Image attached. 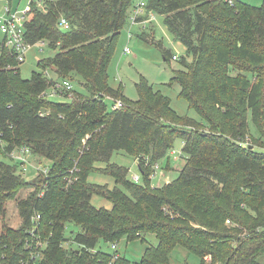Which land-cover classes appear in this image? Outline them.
<instances>
[{
    "label": "trees",
    "instance_id": "obj_1",
    "mask_svg": "<svg viewBox=\"0 0 264 264\" xmlns=\"http://www.w3.org/2000/svg\"><path fill=\"white\" fill-rule=\"evenodd\" d=\"M135 1L47 0L45 9L33 1L31 7L36 5L25 24L27 42L58 50L40 60L42 71L29 79L21 76L22 62L3 49V152L27 146L33 159L49 161L50 171L28 179L15 160L0 161V219L8 200L23 188L33 189L19 203L21 225H4L0 233V264H23L28 257L23 244L37 214L41 236L47 240L42 264H110L117 253L114 264H132L117 249L96 250L98 242L118 244L123 237L140 239L143 232L155 234L158 244L146 247L140 264H170L178 246L198 255L200 264H206L208 255L212 264H262L264 147L259 150L248 142V111L256 126L264 127V4L147 0V11L161 15L175 40L186 46L179 60L184 68L173 71L171 84L180 85L181 98L206 121L201 124L179 115L170 98L144 79L135 101L111 86L110 62ZM61 16L69 20L70 29L59 27ZM150 36L141 34L162 48V41ZM163 51L168 61L171 50ZM237 59H246L249 66ZM49 68L55 70L56 80L80 79L86 91L75 90L64 102L48 98L45 94L56 82L46 74ZM106 95L121 99L124 106L109 108ZM178 138L186 156L179 176L152 188V165ZM115 152L139 159L141 183L129 178V167L111 161ZM73 168L79 171L72 174ZM98 170L112 175L127 192L90 182L89 176ZM94 195L110 200L112 210L94 206ZM69 223L83 229L69 230L76 249L64 244L70 239Z\"/></svg>",
    "mask_w": 264,
    "mask_h": 264
},
{
    "label": "rangeland",
    "instance_id": "obj_2",
    "mask_svg": "<svg viewBox=\"0 0 264 264\" xmlns=\"http://www.w3.org/2000/svg\"><path fill=\"white\" fill-rule=\"evenodd\" d=\"M31 0H0V16L4 13L5 6L11 3L13 9L18 7L19 10L23 11L27 8ZM39 1V0H34ZM253 7H260L264 4V0H243ZM36 3L32 4V7ZM31 7V8H32ZM132 8L128 10V20L124 27L122 28V35L116 46V52L111 60L109 66V78L110 84L115 89L121 88L123 93L128 100L135 101L139 98V92L137 86L144 79L155 91L161 92L164 96L170 98L172 108L179 115H187L196 121L204 124L206 121L202 119L200 114H198L194 109L189 106L188 101L184 98H181V88L177 83L171 84L173 78V71L175 69H183L184 67L180 64V57L186 54V46L176 41L172 33L168 30L165 25L164 18L155 13V19L148 22L146 27L143 28L142 24H135L132 22L130 16L132 15ZM155 33L156 40L162 41V48L153 42H149L141 37V34L145 33L154 36ZM132 32V33H130ZM4 38L3 33L0 32V41ZM128 46L131 49L130 53L125 52V47ZM164 49L171 50L172 54L176 55L177 58L170 56L168 61L164 59ZM56 50V51H55ZM52 50L48 45L37 43L32 45V47L27 49L25 55V60L20 64L21 76L25 79L32 77L34 72L42 71L38 62L40 60L46 59L50 56H53L57 50ZM241 65L249 66V62L246 59H237ZM258 69V67L256 68ZM248 75L249 78H252L253 74L248 71H241ZM237 71L232 72L236 74ZM47 75L53 79H57V74L53 68H49ZM61 81V80H59ZM74 87L77 92H85V88L81 83L80 79L74 81ZM49 91V90H48ZM53 100L57 102H64L69 98L66 96L56 95L50 96ZM248 125H249V135L248 142L253 144L256 149L264 147V127H257L256 124L251 119V112L248 111ZM205 127V126H203ZM183 141L178 138L174 142V145L170 150H168L166 156L159 160L160 169L157 170L155 177L151 180V185L153 187H161L166 183L171 182V180L177 178L180 174L181 169L183 168L184 163L186 162V156L183 154ZM260 150V149H259ZM176 151L178 155L177 158L174 157L173 152ZM147 159V156L144 157V160ZM0 161L15 164L13 158L9 153H4L2 149V142L0 141ZM44 166L49 165V161L42 159L41 160ZM39 157H34L30 159V162H27V167L25 174L23 175L28 179L36 178L38 173L36 172L34 166L36 162H41ZM112 162H115L121 166L129 167V178L132 179L133 175H140V168L137 166L136 162L139 159H135L134 156L128 154L127 152H115L113 155ZM34 164V166H33ZM97 166L105 167L103 163H97ZM24 172V170H23ZM105 172V171H104ZM102 170H98L96 173H92L88 180L92 183H99L102 185H108L109 189L112 190L116 186L122 188L126 191V188L119 183L115 182V178L111 175L104 174ZM142 177V176H141ZM141 179V178H140ZM142 182V180H140ZM32 188H23L20 191L16 198L8 200L6 205L5 217L0 219V233L5 226H12L13 228H18L21 223V215L19 211V203L22 199H25L31 192ZM127 192V191H126ZM92 203L96 207H104L108 210H112L113 203L99 195H94L92 197ZM71 228H76L77 230H83L80 227L74 226L69 223L66 227V237L70 238L68 242H65L66 248L76 249L77 244L73 243L72 234L69 232ZM158 240L155 234L143 232L140 239L135 240H126L123 237L118 242L117 250L122 253L125 257L132 261V264H140L142 260L143 252L147 246H156ZM102 249L104 251L113 253L114 248L111 244L104 243L103 240H99L97 249ZM171 261L170 264H200L201 258L187 251L185 248L178 246L173 249L170 254ZM210 256H206V264H212ZM259 261L264 264V255L259 258Z\"/></svg>",
    "mask_w": 264,
    "mask_h": 264
},
{
    "label": "built area",
    "instance_id": "obj_3",
    "mask_svg": "<svg viewBox=\"0 0 264 264\" xmlns=\"http://www.w3.org/2000/svg\"><path fill=\"white\" fill-rule=\"evenodd\" d=\"M34 0H31L27 8L23 11L19 10L18 7L13 9L11 3L5 6L4 13L0 16V32L3 33L4 38L0 41V57L3 55V49H8L11 51L12 55L15 57L17 62H23L25 60V55L27 53V49L32 47L26 40L25 36V24L29 18V14L31 11V3ZM47 0H39L35 1L37 5L41 9L46 8ZM233 1V0H230ZM147 0H136V3L132 10V15L130 16L133 23L142 24L143 28L146 27L148 22L153 21L155 18V13L153 11H147ZM59 27L64 30L70 29V22L64 16H61ZM43 44V43H42ZM125 52L130 53L131 49L126 46ZM173 58H177L176 55H173ZM47 74V72H46ZM75 92L74 81L71 79H63L61 81L56 80V82L49 88V91L46 92V96L49 98L50 96L61 95L65 96L69 94L73 95ZM106 100L111 109H121L124 106V102L121 99H116L111 95H106ZM10 156L20 164L21 172L25 174L27 162H30V159L33 158L31 155V150L27 146H22L20 148L13 149L10 153ZM174 157L177 158L178 155L176 151L173 152ZM149 158L146 159V164L148 165ZM139 162H137V165ZM34 166V164H33ZM154 169V173L150 175V179L152 180L155 177L157 170L160 169L159 161H156L152 165ZM36 172L39 174H48L49 169L48 166H44L41 162H36L34 166ZM24 170V172H23ZM77 172L79 170L73 168L71 173ZM142 172L140 175H133L132 180L137 183H141L142 180ZM141 178V179H140ZM68 182L71 181V176L67 177ZM43 194V193H42ZM41 215L37 214L33 216L32 223L33 226L29 229V236L26 237L24 244L25 249L28 251V257L24 259L23 264H42V259L44 256V251L47 247V240H44L40 233V222L39 218ZM227 224L232 225V222L228 219L226 221ZM118 244L113 243L112 248L117 249ZM119 253L114 254L113 261L110 264H114V260L117 259ZM210 258V257H209Z\"/></svg>",
    "mask_w": 264,
    "mask_h": 264
},
{
    "label": "crops",
    "instance_id": "obj_4",
    "mask_svg": "<svg viewBox=\"0 0 264 264\" xmlns=\"http://www.w3.org/2000/svg\"><path fill=\"white\" fill-rule=\"evenodd\" d=\"M136 2V1H135ZM155 19V18H154ZM130 33H132V32H130ZM136 164H137V162H136Z\"/></svg>",
    "mask_w": 264,
    "mask_h": 264
}]
</instances>
